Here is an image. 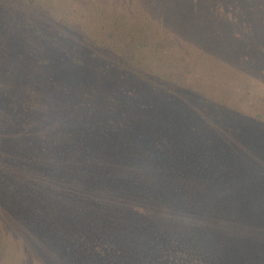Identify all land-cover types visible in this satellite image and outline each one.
Wrapping results in <instances>:
<instances>
[{
    "label": "trees",
    "instance_id": "16d2710c",
    "mask_svg": "<svg viewBox=\"0 0 264 264\" xmlns=\"http://www.w3.org/2000/svg\"><path fill=\"white\" fill-rule=\"evenodd\" d=\"M44 2H60L86 20L83 10L76 11L86 0ZM229 6L245 11L243 0ZM45 19L53 30L54 22ZM149 23L133 27L128 36L134 47L109 32L103 54L114 55L119 70H126L125 84L91 109L95 121L71 123L61 158L27 154L18 171L23 186L12 189L20 205L2 190L0 219L4 213L12 220L15 245L12 252H0V264H264L262 205L249 201L248 218L222 177L236 148L227 139L232 128L215 103L191 88L197 85V62L188 48L181 49L179 37L169 38L168 45L176 54L182 50L181 67L159 63L162 41L146 46L141 39L152 29ZM91 28L77 40L95 36L90 46L97 52L105 30ZM60 32H46L45 42L55 48L64 39ZM0 86L9 87L1 78ZM257 97L264 104V96ZM255 109L249 106V140L255 125L264 127V110Z\"/></svg>",
    "mask_w": 264,
    "mask_h": 264
},
{
    "label": "rangeland",
    "instance_id": "374dc122",
    "mask_svg": "<svg viewBox=\"0 0 264 264\" xmlns=\"http://www.w3.org/2000/svg\"><path fill=\"white\" fill-rule=\"evenodd\" d=\"M86 1L76 8L86 15V20H80L77 12L68 13L69 9L60 2L28 0L23 7L22 0H0V78L9 85L0 86V131H7L0 137V194L8 193L9 201L20 205L12 189L16 186L20 191L23 186L18 171L23 172L29 160L27 154L35 159L39 155L61 158L71 123L95 121L91 109L102 105L108 92L125 84L121 76L126 70H119L114 55L103 54L110 47L106 45L109 32L134 47L128 35L135 24L142 27L150 21L154 31L149 29L150 34L148 31L145 38L141 36L144 44L162 41L156 52L164 50L159 63L166 69L172 62L181 67L184 62L177 60V54L188 48L197 62V85L191 88L202 91L208 103H215L224 124L232 128L227 139L236 148L228 155L231 168L222 174L232 189V197L244 206L248 218L249 201L262 205L264 211V127L255 125L249 140V106L264 110L257 97L264 96V50L255 49L258 43L264 47L261 1L243 0V13L229 6L236 0ZM46 16L54 22L55 32L47 28L50 23H46ZM93 26L105 30V34L98 35L97 43H102L97 52L90 46L95 36L85 43L77 40L78 33H92ZM48 31L55 35L62 31L64 35L55 48L44 40ZM232 31L240 36H233ZM173 37H179L183 45L177 54L168 45V39ZM152 58L160 66L159 59L155 55ZM82 64L83 69L79 67ZM190 77L191 74L187 78ZM180 87L175 83L176 90ZM2 215L0 252H12V220ZM258 222L264 234V213Z\"/></svg>",
    "mask_w": 264,
    "mask_h": 264
}]
</instances>
